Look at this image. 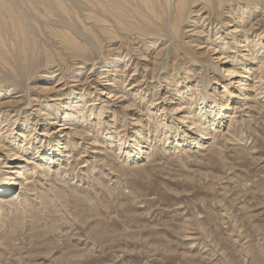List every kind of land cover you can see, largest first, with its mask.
Here are the masks:
<instances>
[{"label": "rangeland", "instance_id": "1", "mask_svg": "<svg viewBox=\"0 0 264 264\" xmlns=\"http://www.w3.org/2000/svg\"><path fill=\"white\" fill-rule=\"evenodd\" d=\"M0 194V264H264V0H0Z\"/></svg>", "mask_w": 264, "mask_h": 264}, {"label": "bare ground", "instance_id": "2", "mask_svg": "<svg viewBox=\"0 0 264 264\" xmlns=\"http://www.w3.org/2000/svg\"><path fill=\"white\" fill-rule=\"evenodd\" d=\"M240 78H242V77H240ZM200 128V127H199ZM202 129V128H201ZM25 141V140H24ZM58 145V144H57ZM49 151H51L50 150V148H49ZM9 174H10V172H9ZM9 179V178H8ZM7 179V180H8ZM11 180V179H10ZM9 183V182H8ZM14 185H15V183L14 182H11L10 184H9V186L7 185V187L5 188V189H8V187L9 188H14ZM11 190V189H10ZM4 192H2V194H3ZM11 192H8L7 194H10ZM1 195V194H0ZM3 195H6V194H3ZM95 244H96V242H95Z\"/></svg>", "mask_w": 264, "mask_h": 264}]
</instances>
